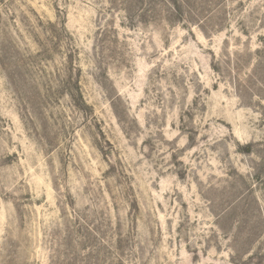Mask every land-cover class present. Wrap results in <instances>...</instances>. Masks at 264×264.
Returning a JSON list of instances; mask_svg holds the SVG:
<instances>
[{"label":"rangeland","instance_id":"obj_1","mask_svg":"<svg viewBox=\"0 0 264 264\" xmlns=\"http://www.w3.org/2000/svg\"><path fill=\"white\" fill-rule=\"evenodd\" d=\"M0 264H264V0H0Z\"/></svg>","mask_w":264,"mask_h":264}]
</instances>
